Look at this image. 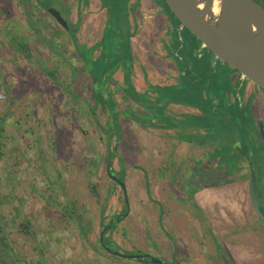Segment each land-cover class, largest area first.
<instances>
[{"label":"crops","instance_id":"0c3cea01","mask_svg":"<svg viewBox=\"0 0 264 264\" xmlns=\"http://www.w3.org/2000/svg\"><path fill=\"white\" fill-rule=\"evenodd\" d=\"M127 1L135 3V0ZM85 2L83 16V0H71L70 3L56 0L66 15L74 17L67 18V21L70 26L78 25V30L74 36L76 41H73L69 37L70 31L55 27L56 23L45 22V26L58 37L54 40L55 49L54 44L40 37L36 43L35 35H39V29L34 28L31 22L30 27L26 26L22 19L17 18V12L15 15L11 13V24L6 30L5 40L19 45L24 41L12 35L11 29L19 28L20 32L30 35L38 52L43 41V46L50 52L46 67L51 77L58 79L55 84L48 82L45 87L33 86L32 99L29 101L27 98L25 104L22 91L18 93L22 98L16 96L12 104L6 95H0V116L11 111L14 102L17 111L22 109L17 114L20 120L15 121L21 129L16 136L18 141L28 142L29 150L26 152L24 143L22 148L17 145L15 155L17 163L20 160L24 163L31 157V165H17L15 178L16 188L22 192L18 194L22 205L27 200L24 191H30L32 243L36 249L33 264H136L110 256L99 246L100 231L110 220L108 216L112 214L114 217L122 211L119 198L126 205V211L123 210L126 215L104 233V243L111 241L123 252L152 255L170 264H192L199 234L191 222L192 209L184 202L185 190L187 186L192 187V162L202 154L197 145H205L208 141L199 143L186 138L188 134H196L198 125L180 120L185 114L198 118L197 107L182 105L174 99L168 105V118L160 121L139 122L117 113L128 106L135 108L136 105L128 100L133 91L145 95L146 88L153 87L154 83L147 85L148 82H143L144 86L138 85L139 78L150 81L151 77L180 76L178 69L171 71L163 65V62H168L169 52L162 50L161 45H170V41L175 43L174 32L162 10L153 5L154 0H141V11L136 9V23L128 17L127 40L131 59L129 66L132 67V63L135 67L142 65L146 68L145 73L133 67L126 72L118 70L107 77V84L101 82L105 85L104 91L101 85L102 90L95 87L98 94L94 91L93 97L88 90L92 86L91 76L84 69L81 56L73 45L83 47L84 42L87 46H96L100 52L99 39L109 16L107 9L112 4L104 0ZM181 56L201 60L195 52ZM108 90L115 97L126 95L123 107L117 104L111 107L116 110V117L110 137L114 152L111 171L123 181L124 195L105 172L107 143L104 128L107 120L100 109L105 108ZM44 104L47 113L41 109ZM25 108H32L31 123L24 119L27 114ZM29 125L31 133L26 131ZM200 127L206 131L205 137L208 136V125ZM44 129H47V134H44ZM108 194L113 198L111 213L109 201L102 203ZM194 199L207 213H210L212 205L219 204L232 214H239V206L233 201L222 200L209 189L201 190ZM242 208L248 212L246 205ZM215 236L229 249L237 264H258L260 261L257 250L249 247L240 249L231 244V238Z\"/></svg>","mask_w":264,"mask_h":264},{"label":"rangeland","instance_id":"374dc122","mask_svg":"<svg viewBox=\"0 0 264 264\" xmlns=\"http://www.w3.org/2000/svg\"><path fill=\"white\" fill-rule=\"evenodd\" d=\"M63 1L71 2V0ZM104 1L112 4L107 9L112 19L110 21L112 28L106 29L103 33V44L108 50L106 53L108 55V62L103 61V56H101L100 60L102 62L98 63V65L101 69L103 68V74H109L111 69L118 65L120 71L124 70L126 72L131 68L129 66L131 59L129 42L127 40V32L129 30V27H127L128 17L133 16L134 6L128 3L127 0ZM158 2L161 3V0H158ZM44 3L57 7L61 11V15H63V11L60 9L61 5L56 3V0H44ZM16 12L19 15L17 18L22 19L26 26L30 27L29 23L31 22L34 28L39 29V35H35L36 43L40 37L49 40L50 43L54 44L53 49H55L57 47H55L54 40L58 37L52 33L50 27L45 26L46 23L52 22L53 19L45 10L39 7L38 1L0 0V95H6L12 104V99L15 101L16 96L19 95L21 97V93H18L22 91L23 98H21L25 104L27 98H29V101L32 99L31 88L33 86L39 85L40 87H45L44 85L48 82L55 84V80L57 81L58 79L38 69L39 65L46 66L48 64L47 61H49L48 54L50 52L43 46V41L40 42V52H38L32 43L30 35L24 34L25 32L23 31L20 32L19 28L10 30L12 35L14 34L15 37L20 38L24 41L23 44L28 46L26 50L23 49V53L29 54L32 59L25 60L22 57L21 46L8 39L5 40L7 27L11 24L9 21L11 18L9 17L11 13L15 15ZM66 16H68L67 18H74L71 14H67ZM55 27L60 26L56 23ZM119 28H121V32ZM124 30L125 32H123ZM30 32L32 31L30 30ZM182 32L184 35H188L186 31ZM176 34L177 32H174L173 38ZM189 40L190 43L187 42V38L185 37L184 44L181 41L179 42V40H175V43L170 41V45L167 43L161 45L162 50H165V52L168 50L169 52L168 62H163L164 68L171 69V71L172 69H178L180 76L178 78H158L157 82L154 83L155 85H152V88L148 87L146 89L158 95L159 99L156 113L159 117L166 118L162 108L174 99L178 100L179 103L188 104L187 106H195L197 107L195 108V112H199L203 116L193 118V116L190 117V115L185 114L180 121H192L191 123L196 126L207 124L211 129L215 128V134H217L216 139H222L225 143H230L229 138L232 137L231 129L233 126L236 125L237 121L239 124L242 121H251V115L248 106L242 107L238 101L230 105L226 101V96H223V94L228 91L230 93L229 95H234L240 87L245 88L246 83H242L237 76L233 80L234 71L232 69L218 61L205 48L200 47L199 45L201 44L198 41L197 43L191 38ZM177 46H181L182 48L179 49ZM192 52H195V54L202 52L204 54L203 60L196 61L187 58V56H181L184 53L191 54ZM101 73L102 71L99 75L94 73V77L99 78ZM95 94H98L96 90ZM132 97L136 98L137 102L142 103L143 106L146 107L147 105L149 109L154 108L153 103L147 104L144 101L142 94H134ZM13 104L11 111H8L5 115L3 114V117L0 116V118L2 117L0 121V241L2 245H0V251L2 249L3 253L6 252L7 255L9 254L8 258L4 254L2 260L5 264H33L32 257L35 255L36 249L32 243L33 219L31 209L33 207L30 195L28 194L30 191H24L27 200L22 205L21 198H18V194L21 195L22 192L19 193L16 188L15 178L16 166L31 165V157L25 159L26 161L24 163L21 160L20 163H17L15 155L17 145L21 147L24 143L26 152L29 150L27 149L29 145L26 141L22 142L21 139L20 141L17 140L19 138L16 136V133L21 131V129L16 125L15 121L20 120L17 114L22 109L17 111L15 102ZM41 109H43L44 113L48 111L46 104ZM25 111L27 114L24 119L29 120L27 123H31L33 118L32 108H25ZM21 125L19 124V126ZM239 126L241 127V125ZM26 131H30L31 133L30 125ZM47 133V129H44V134ZM186 138L192 139L195 142L209 141V136L201 138L196 134H188ZM28 154L30 155V151ZM99 245L101 246L100 242Z\"/></svg>","mask_w":264,"mask_h":264},{"label":"flooded vegetation","instance_id":"af4514ba","mask_svg":"<svg viewBox=\"0 0 264 264\" xmlns=\"http://www.w3.org/2000/svg\"><path fill=\"white\" fill-rule=\"evenodd\" d=\"M140 1L141 0H135V3L131 4L134 6L133 16L130 17L133 23H136L138 12L141 11L142 5ZM253 1L264 8V0ZM153 5H156V7H159L162 10V15L164 14V16H166L169 22V27L172 28L170 29L173 30V32H177L174 37V41L179 40V42L181 41V43L184 44L185 37L187 38L188 43H190L189 38L196 42L198 41L194 35H192L186 28L180 25L179 21L166 6L164 0H161V3H159L158 0H154ZM85 6L86 2L85 0H83V16L85 13ZM136 9L138 10V12ZM59 12L61 14V11ZM62 14L63 15L61 16L65 20H67L66 14L64 12ZM142 20H144V18H142L141 14V21ZM167 20L166 23H168ZM110 21H112V19L109 15L104 31L106 29L112 28ZM52 22L55 23L54 20ZM74 26H70L68 22V31H70V38L71 40L76 41V38L74 36L76 35V32L78 30V25H76L75 27ZM182 31H186L188 35H184ZM103 35H101L99 39V43L101 44L100 47L102 46L100 48V52L96 49V46H87L83 42V52L81 60H83L85 67L84 69L92 79V86L89 87L88 90L92 92L93 97H95V87H99L100 85L101 87H104V84H107V79H109L107 77L112 74L114 75L115 72L119 70L118 65L116 67H113L109 74H103V68L101 69L98 65V63L102 62V60L106 61V63L108 62V55H106L108 50L103 44ZM199 43L201 44V42ZM199 46L201 47L202 44ZM180 48L182 47L180 46ZM207 51L211 53L209 50ZM199 55L200 59L203 60L204 54L201 55L200 53H198L197 56ZM101 56H103L102 60H100ZM223 64L226 65L225 63ZM132 67L140 73H145L146 68L142 65L135 67V64L132 63ZM131 68L128 70L131 71ZM232 70L234 71L233 75L235 76H233L232 79L234 80L237 76L242 83H246V87H240L234 95H229L230 93L226 91L223 96H226V101L230 105L238 101V103L242 107L248 106L249 113L251 115V121H242V123L240 122V124L237 121L236 125H234L231 129L232 134L230 132V134L232 135V137L229 138L231 141L230 143H225L222 139H216L217 134H215V128L211 129L209 127V141L205 145H197L200 149V153L202 154L196 156V158L192 162V171L190 172V176L192 177V187H186L187 189L185 190L184 201L188 203V205L192 209L193 214L191 222L193 228L199 234V237H197V244H195L194 246V254L191 262L192 264H237L233 259L229 249L223 242L221 243L220 241H218L215 234L224 238H231V244H234L235 247H238L240 249H246L247 247H249L252 250H257L260 254V261H258V264H264V221L258 217L254 210V199L252 197L250 188V179L251 174L253 173L255 180L256 204L262 216L264 217V89L250 82L238 71L234 69ZM101 71L102 73L99 78H95L94 73H96V75H99ZM156 78L151 77L150 81L148 80V78H145V81H142L141 78H139L137 84L140 86H142V84L144 86L143 82H148L147 85L153 84L157 82L158 77ZM101 82L104 84L102 85ZM102 89L103 88H100V90ZM104 90L105 87L102 91ZM134 94L138 93L133 91L128 97V100L136 105L135 108L128 106L130 115L143 118L142 121H160L161 118H164L161 116L159 117L156 113L158 108L157 102L159 99L157 94H154L153 92L148 90L147 92H145V95H143L144 101H146L147 104L153 103L154 108L152 109H149V106L147 105L145 107L142 105V103L137 102L136 98L132 97V95ZM125 97L126 95H117V97H115L113 96V93L108 90L105 98L106 101L104 103L105 108H101L100 111L104 115L106 108L112 111L111 107L116 104L123 107L126 104V101H124ZM169 104L170 101L168 102V104H166V106H163L162 108V111L165 112L164 115H166L167 118V109ZM198 114V117L203 116L199 112ZM239 125H241L242 128ZM195 132L196 135L204 137L206 131L203 129V127L197 126ZM111 136L112 134L110 135V137ZM202 142L203 141H199V143ZM108 143H111V141H109ZM113 158L114 152L112 151L111 163ZM203 189H209L212 192H216L217 195H219L224 201H233L237 206H239L238 216L232 214L228 208L224 206L220 207L221 205L219 204L212 205L210 213L204 211L194 199V195ZM109 195L110 194L106 195L103 198L102 203L106 204L107 201H109L108 205L109 207H111L113 198ZM118 201V204H122V206H124V209H126V205L123 204L122 199L119 198ZM244 205L248 207V212L242 208V206ZM111 218L112 214L108 216V219ZM8 256L9 254L7 255V253L5 252V257L8 258Z\"/></svg>","mask_w":264,"mask_h":264},{"label":"water","instance_id":"95a60500","mask_svg":"<svg viewBox=\"0 0 264 264\" xmlns=\"http://www.w3.org/2000/svg\"><path fill=\"white\" fill-rule=\"evenodd\" d=\"M180 25L186 28L202 46L212 55L225 63L230 68L238 71L250 82L264 89V8L253 0H164ZM53 20L65 31L68 30V22L59 10L50 7L45 10ZM74 49L75 46L73 45ZM76 51V50H75ZM45 65H39L38 69ZM47 69V67H45ZM48 70V69H47ZM119 115L127 118H135L142 122L143 118L132 116L129 109L118 110ZM107 121L104 132L106 142L114 130L116 110L105 109ZM112 150L107 142L105 159V172L107 177L116 183L124 195V184L121 179L111 171ZM251 194L254 199L253 207L260 219L264 221L257 204L255 180L253 173L250 179ZM113 210L110 207L109 213ZM122 211L112 217L100 231L99 242L101 248L110 256L127 260L136 264H169L157 257L148 254L126 253L117 248L111 241L103 243V236L113 228L121 216L126 215ZM126 211V209H125Z\"/></svg>","mask_w":264,"mask_h":264},{"label":"trees","instance_id":"16d2710c","mask_svg":"<svg viewBox=\"0 0 264 264\" xmlns=\"http://www.w3.org/2000/svg\"><path fill=\"white\" fill-rule=\"evenodd\" d=\"M36 1H38V5H39V7L41 8V9H43V10H47L48 8H50L51 7V5L50 4H48V5H46L45 3H44V0H36ZM74 26V25H73ZM75 27V26H74ZM19 46H21V48H22V54H23V59H25V60H30V59H32L31 58V56L29 55V54H24L23 52V49H25L26 50V47H28V46H26V45H24V44H20ZM75 46V50H76V52H77V54L79 55V56H82V52H83V47H81V46H79V45H74ZM19 51H21V49H19ZM82 59V58H81ZM82 62H83V60H82ZM45 67L46 66H42L41 68H43V70H42V72H45V74H48V75H50V73H49V71L47 70V69H45ZM51 76V75H50ZM110 141V136H109V139H108V141L107 142H109ZM0 245H1V241H0ZM2 246V245H1ZM3 248V247H2ZM4 254L5 253H3V251H2V249H1V251H0V264H5V263H3V257H4Z\"/></svg>","mask_w":264,"mask_h":264}]
</instances>
